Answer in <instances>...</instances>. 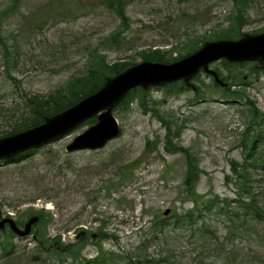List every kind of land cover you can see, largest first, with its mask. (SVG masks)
<instances>
[{
  "label": "rangeland",
  "instance_id": "rangeland-1",
  "mask_svg": "<svg viewBox=\"0 0 264 264\" xmlns=\"http://www.w3.org/2000/svg\"><path fill=\"white\" fill-rule=\"evenodd\" d=\"M12 1L0 0V134L25 117L26 95L47 94L87 72L91 52L134 64L148 48L183 57L238 22L233 0H129V24L112 40L123 26L100 0H19L5 11ZM246 8L242 32H263L264 0H248ZM221 61L210 68L225 76L229 68ZM253 63L232 69L246 74L237 81L261 112L254 123L248 100L224 97L201 71L193 80L200 96L192 88L170 92L166 84L148 89L153 101L136 96L119 106L114 114L121 132L105 147L66 150L93 124L85 122L18 162H0L3 214L24 223L27 213H48L27 237L0 231V264H79L74 259L112 252L109 264H264V218L246 205L249 194H238L243 177L233 171V162L249 167L264 212V138L251 156L244 146L245 138L264 132V64L256 71ZM161 116L181 125L180 133L172 125L169 136L203 170L195 194L184 192L187 158L167 148ZM209 200L217 203L212 210L204 207ZM191 209L199 210L193 223L175 221L174 212ZM158 220L168 224L164 234ZM81 230L87 239L76 244ZM57 235L65 248L60 252L48 247L61 243Z\"/></svg>",
  "mask_w": 264,
  "mask_h": 264
},
{
  "label": "trees",
  "instance_id": "trees-1",
  "mask_svg": "<svg viewBox=\"0 0 264 264\" xmlns=\"http://www.w3.org/2000/svg\"><path fill=\"white\" fill-rule=\"evenodd\" d=\"M64 0H53L54 3H62ZM234 3L237 6V15L236 18L238 22H233L232 26L228 29H224L220 31V33L214 34L206 39H220V38H229V39H235L240 37L242 32V26L244 25V22L247 20L244 16V14L247 13V3L248 0H233ZM19 2V0H13L11 7L6 9L5 11H9L11 8L15 10V5ZM101 4L104 5V7L112 12H114L119 18L121 22L122 29L117 30L111 37L112 40H117V38L122 34L123 30L126 29V27L129 24V16L127 14V6L129 3V0H100ZM234 32V33H233ZM1 38V36H0ZM205 39V40H206ZM200 48L201 46H197ZM187 52V54H189ZM91 59L89 63V68L87 69V72L79 75H75L71 77L65 85L55 89L54 91H51L47 94H32V95H26L24 99V105L27 108L25 117L21 118L20 121L14 125V128L5 131L1 136H5L8 134H12L15 132H19L22 130H25L27 128H30L32 126H36L41 124L46 116H52L55 115L61 111H64L69 106L73 105L74 103L78 102L85 96L97 91L99 88L102 87V85L106 82L107 77L114 76L121 71L128 68L130 65L134 64L131 60L126 59H119L113 62H110L107 60V56L104 53L91 52ZM139 55L142 59H149V60H155V61H163V62H172L177 59H179L182 55H179L178 57H174L172 55V51L163 49L160 47L156 48H148L143 49L139 51ZM222 64L229 68L228 73L223 76L220 75L222 78L223 84L216 82L213 80V88L219 87L222 95L224 97L234 98V97H243L246 100L249 101L250 104V112L252 114L251 120L252 123H254L257 119H261L260 115L261 112L259 111V108L255 105V103L249 98V95L246 93V91L243 89V87L238 83L237 80H244V70L236 69L233 70L232 66H246L250 63L248 62H229L225 59H223ZM252 69L257 71V68L259 66L257 65V62H254L253 65L251 64ZM199 79V77H197ZM169 91L175 92V91H181L184 89H188L184 81H177L168 84ZM201 90V89H199ZM136 96L140 98L142 102H149V100H152L149 98V91H145L143 88L138 87L133 90H131L127 96L122 100V102L119 104L126 105L128 104L132 99H134ZM197 96H200V92H197ZM153 101V100H152ZM155 103V101H154ZM118 106V107H119ZM116 107L115 110L118 108ZM263 114V113H262ZM159 115V114H158ZM264 115V114H263ZM162 121L167 125L168 132H167V142L166 146L171 152L174 151H183L185 153L187 158V170L184 177V184L186 190L184 191L186 195H192L196 192V187L199 183L200 176L202 173V169L198 165V160L195 155H193L189 149L185 147L178 146L177 144L173 143L172 138L169 136L172 133V125H176L177 129L176 132L180 133V127L181 125L178 124L176 120L173 119H165L161 116ZM97 120L96 117H93L86 121L87 124H92ZM261 121V120H260ZM261 133L258 134V137L248 136L244 139V146L247 149L248 156H251L254 154V151L256 150V142L261 141L264 138V132L260 130ZM27 153V152H26ZM26 153H22L19 156H16L15 158H12L13 161H19L21 160ZM257 158L251 161V164L256 162ZM244 167L245 171H241L240 168ZM233 171L235 174H239V177L242 178V183H239V190L238 194H249V202L246 205L250 209L254 211L256 214V218H264V212L262 209V206L257 202V196L254 193V191L250 187V179L251 174L249 167L244 166V163L239 164L238 162H233ZM217 197V196H216ZM219 198V196L217 197ZM213 205H217V203H214L213 200H209L205 202V206H208V210H212L214 207ZM247 207V208H248ZM195 211H199L198 209L195 210H189L186 211L184 214L174 212L173 216L176 218V222L178 223L180 220L184 221L188 219L191 221V223L194 222L195 219ZM35 213L40 215L41 220L46 219L47 215L44 210L42 212L35 211ZM49 219V218H48ZM47 219V220H48ZM163 220H158L155 222V225L158 227V229L164 234L168 224L162 222ZM166 222V221H165ZM59 240V238H58ZM83 241V238L79 239L78 243ZM77 243V244H78ZM74 245H70L68 247V250L72 251L73 256L72 257H78V254H75V251L73 250ZM56 251L60 252L59 248H55ZM104 254V253H103ZM75 255V256H74ZM115 259V253L112 252V255L106 256V255H100L95 259H82L86 260L87 263L90 264H109V261H113ZM134 257L130 256L129 261H133ZM75 262H79V264H86L82 260L78 261L77 259H74ZM139 264L140 262L137 261ZM136 262V263H137Z\"/></svg>",
  "mask_w": 264,
  "mask_h": 264
},
{
  "label": "water",
  "instance_id": "water-1",
  "mask_svg": "<svg viewBox=\"0 0 264 264\" xmlns=\"http://www.w3.org/2000/svg\"><path fill=\"white\" fill-rule=\"evenodd\" d=\"M221 57L229 61L258 60L264 64V31L258 34L245 33L239 39H219L206 42L203 47L171 63L142 60L119 74L108 77L106 83L96 92L86 96L64 111L46 117L37 126L0 138V160L13 157L21 152L39 148L68 134L87 119L97 115L98 122L78 134L66 149H97L104 147L121 131L114 108L127 93L136 88L148 89L184 79L188 86L196 89L191 79L203 68L219 80L217 73L209 64ZM169 210L166 211V214ZM1 217V211H0ZM38 217L31 218L24 230L12 218L0 220V228L8 222L20 235L30 233L31 225Z\"/></svg>",
  "mask_w": 264,
  "mask_h": 264
},
{
  "label": "flooded vegetation",
  "instance_id": "flooded-vegetation-1",
  "mask_svg": "<svg viewBox=\"0 0 264 264\" xmlns=\"http://www.w3.org/2000/svg\"><path fill=\"white\" fill-rule=\"evenodd\" d=\"M81 234H83V236H86L87 235V230H81Z\"/></svg>",
  "mask_w": 264,
  "mask_h": 264
}]
</instances>
